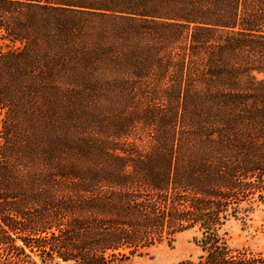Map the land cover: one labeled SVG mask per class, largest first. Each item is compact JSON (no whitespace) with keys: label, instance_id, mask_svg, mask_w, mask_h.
I'll return each instance as SVG.
<instances>
[{"label":"trees","instance_id":"16d2710c","mask_svg":"<svg viewBox=\"0 0 264 264\" xmlns=\"http://www.w3.org/2000/svg\"><path fill=\"white\" fill-rule=\"evenodd\" d=\"M0 264H264V0H0ZM246 205V206H244Z\"/></svg>","mask_w":264,"mask_h":264},{"label":"rangeland","instance_id":"374dc122","mask_svg":"<svg viewBox=\"0 0 264 264\" xmlns=\"http://www.w3.org/2000/svg\"><path fill=\"white\" fill-rule=\"evenodd\" d=\"M7 42L0 40V47L5 48ZM3 112L0 111V132ZM1 142V138H0ZM246 206V205H244ZM254 210L249 213L247 221L231 222L225 227L226 239L231 248H249L254 252H264V205L256 203ZM198 234L194 231L177 235L173 241H164L160 245L145 251L141 256L132 257L120 264H177L183 260L196 258L201 254L194 243ZM37 264H63L58 261L34 257Z\"/></svg>","mask_w":264,"mask_h":264}]
</instances>
